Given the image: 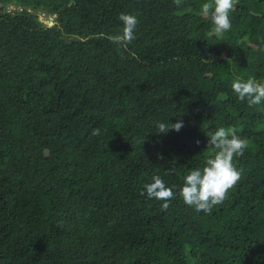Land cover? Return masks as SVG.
<instances>
[{
  "label": "trees",
  "instance_id": "16d2710c",
  "mask_svg": "<svg viewBox=\"0 0 264 264\" xmlns=\"http://www.w3.org/2000/svg\"><path fill=\"white\" fill-rule=\"evenodd\" d=\"M205 2L0 0V264H264V102L231 88L264 82V0H239L223 35ZM121 13L140 21L126 48ZM221 126L249 146L205 214L180 188ZM155 175L175 185L166 211L139 194Z\"/></svg>",
  "mask_w": 264,
  "mask_h": 264
},
{
  "label": "clouds",
  "instance_id": "9594fccd",
  "mask_svg": "<svg viewBox=\"0 0 264 264\" xmlns=\"http://www.w3.org/2000/svg\"><path fill=\"white\" fill-rule=\"evenodd\" d=\"M238 2L239 0H207L201 6L200 15L211 21L213 33L223 35L231 30L230 12ZM173 4L180 7L183 0H173ZM118 19L123 25L122 32L109 39L121 48H126L136 38V29L140 23L138 13H121ZM231 88L240 101L247 100L250 106L264 102V82L258 81L254 76L246 81L237 77ZM182 127L183 123L179 118L174 124H169L168 121L156 124L157 134H166L169 130L179 132ZM92 135L100 136L101 129H94ZM248 146L249 140L238 134L235 126H221L208 131L206 147L211 151L202 168L192 169L183 177V186L180 188L183 203L197 212L211 214L213 207L227 199L229 191L241 180L242 169L237 168L235 160L244 155ZM174 173L173 168L165 171V175ZM174 188L175 185L170 187L161 176L155 175L150 183L142 185L139 194L161 201V210L166 211L170 207V201L175 199Z\"/></svg>",
  "mask_w": 264,
  "mask_h": 264
},
{
  "label": "rangeland",
  "instance_id": "374dc122",
  "mask_svg": "<svg viewBox=\"0 0 264 264\" xmlns=\"http://www.w3.org/2000/svg\"><path fill=\"white\" fill-rule=\"evenodd\" d=\"M14 9H16V6L10 5V4L6 5V10H10L11 11V10H14ZM36 14L38 16V19L40 21H42L45 25H49L50 23H52V18H53L52 16H45L40 11H36Z\"/></svg>",
  "mask_w": 264,
  "mask_h": 264
},
{
  "label": "water",
  "instance_id": "95a60500",
  "mask_svg": "<svg viewBox=\"0 0 264 264\" xmlns=\"http://www.w3.org/2000/svg\"><path fill=\"white\" fill-rule=\"evenodd\" d=\"M51 24H52V23H50L49 25H51ZM49 25H48V26H49Z\"/></svg>",
  "mask_w": 264,
  "mask_h": 264
}]
</instances>
